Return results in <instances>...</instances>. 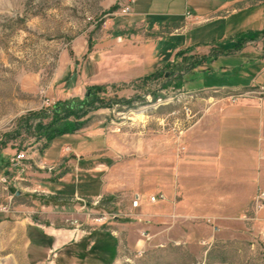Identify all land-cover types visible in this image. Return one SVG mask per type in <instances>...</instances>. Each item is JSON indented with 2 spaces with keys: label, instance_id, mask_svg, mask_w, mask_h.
Here are the masks:
<instances>
[{
  "label": "rangeland",
  "instance_id": "rangeland-1",
  "mask_svg": "<svg viewBox=\"0 0 264 264\" xmlns=\"http://www.w3.org/2000/svg\"><path fill=\"white\" fill-rule=\"evenodd\" d=\"M239 1L135 0L131 13L122 15L128 0H0V175L10 174L7 166L13 155L23 152L29 161L34 150L45 149L44 139H39L40 132L35 131L54 121V109L83 116L84 124L77 132L83 130L82 133L90 135L101 129L109 134L119 151L118 161L123 145L129 146V152L125 153L133 163L143 159L149 167H152L154 151L163 147L167 149V156L175 153L171 148L183 132L216 106L215 103H228L227 98L235 94L228 89L244 88L236 91L239 93L264 86V35H258L262 31L241 34L233 42L226 41L232 45L240 43L242 49L206 60L202 65H199L202 58L211 52L202 55L198 50L194 54L187 48L193 33L204 32L200 39L204 44H211H200L199 49L210 50L216 45L211 42L213 39L220 40L237 32V28L245 25L246 18H251L255 26H263V5H257L250 14H230V7ZM226 10L229 14H225ZM222 16L226 18L217 19ZM146 38L167 45L163 49L165 56L157 59L151 74L110 82L103 70L101 79L95 80L98 63L104 65L107 60L121 70L123 61L140 53V45L142 48ZM221 46H216L214 51ZM244 48L247 49L243 51ZM73 120L71 117L70 121ZM65 136L56 138L55 143L68 144ZM155 136L161 141L155 142ZM70 151L69 146L63 148L67 155ZM7 186V192L0 187L4 194L1 204L13 194V206H33L34 213H43V205L51 202V198L42 196L43 192H37L40 188L35 192L39 194L37 197L27 193L20 196V188L12 176ZM43 197L45 200H41ZM132 200V194L122 192L77 200L83 208L75 217H119L122 223L128 224L127 232H116L112 237L110 230L105 231V224H97L100 227L91 235L99 236L98 242L87 250L84 240L67 253L66 260L57 250L51 253L41 247L27 250L23 244L26 238L16 241L21 247L19 252L9 253L5 246L8 238H5L0 244V264H36L37 261L42 264H264V223L254 228L250 222H244L251 217L225 225L205 218L193 221L209 227L207 238L203 235L198 241L192 239L193 243L177 239L175 245L166 238L162 242L155 239L150 242L138 232V227L146 223L138 222L139 211L132 208ZM160 201L166 198L155 203ZM152 208V214L162 213L158 204ZM165 211L162 217H172ZM248 213L252 214L250 208ZM30 215L61 217L57 209L39 216ZM10 217L20 221L10 213H0V222L1 218ZM172 218H166L163 226L172 225ZM256 218L259 217H252ZM35 220L42 229L51 228L50 235H56L61 225L58 218L52 222ZM67 224L74 229L79 227L77 222ZM88 228L82 222L80 230ZM28 233L33 242L45 249L56 238L43 230L35 237L30 230ZM90 237L87 236L88 244ZM142 237L146 247L138 248L137 241L143 240ZM158 243L164 246H157ZM117 249L119 254L111 262Z\"/></svg>",
  "mask_w": 264,
  "mask_h": 264
},
{
  "label": "crops",
  "instance_id": "crops-1",
  "mask_svg": "<svg viewBox=\"0 0 264 264\" xmlns=\"http://www.w3.org/2000/svg\"><path fill=\"white\" fill-rule=\"evenodd\" d=\"M257 5L264 6V0H240L230 7V14L241 12L250 14ZM225 14H229L227 10ZM224 18L226 16L217 17ZM253 31H264V25L255 26L251 18H246L245 25L237 28V32L231 33L228 37L222 36L220 40L213 39L211 42H215L216 45L212 44L213 48L210 50L199 49L200 44H211L203 43L200 38L204 32L201 31L198 34H191V43L187 48L191 49V53L198 54L197 51L200 50L202 55H207L216 46L228 43L226 41L233 42L234 37ZM152 39L146 38L142 48L140 45V53L132 59L123 61L121 70L107 60L104 65L98 63L95 80L101 79L104 75L103 70L106 71L104 76L110 82L119 80L118 78L124 80L151 74L155 62L165 56L163 49L167 47L165 42ZM241 89L244 88H231L227 91L236 93ZM215 105L197 123L182 133L179 142L171 148L175 153L170 152L167 156V149L163 147L154 151L152 167L146 165L147 161L143 159L133 163L130 155L125 153L129 152V146L124 145L121 147V158L118 161L116 155L119 151L114 148L112 137L103 133L101 129L92 131L90 135L82 133L81 130L65 136L68 144H64L63 141L55 143V140L43 150H34L29 161L25 162L26 173L22 181L15 183L20 188V196L27 193L37 197L39 196L37 192H43L42 196L45 194L51 198V202L46 200L48 204L43 205V213H34L33 206L22 204L14 206V211L10 214L20 221H13L14 217L1 218L0 244L3 239L8 238L5 242L6 248H9V253H14L15 250L17 253L21 247L16 241L26 238L21 242L23 241L27 250H38L40 247L49 253L57 250L66 260L67 253L79 247L84 240L87 241V236H91L89 244L85 241L87 250L99 240V236L91 234H96L100 227L97 224L101 223L96 222V217H75L76 214H81L83 208L77 200L95 199L117 192L132 194L133 198H139V205L135 210L139 211L140 217L136 218L138 222L146 224H140L138 232L146 235L150 242L154 239L162 242L166 238L175 245L177 239L188 243L192 239L198 241L197 238L203 235L207 238L210 235L209 227L198 223L196 225L193 221H202L205 218H213L225 225L241 222L243 217H251L250 221L244 222H250L254 228L262 225L264 211L256 216L259 218L253 220V215L248 213V209L257 188L264 186V99L261 102L255 99H242L234 104L225 102L223 105L219 103ZM157 138L158 136H155V142L161 141ZM65 146H69L71 154L63 152ZM45 166L54 168L48 171ZM135 166L137 169H134ZM39 188L41 191H37ZM159 194L164 195L166 201L150 204L149 198ZM2 198L4 194L0 192V200ZM41 200H45L44 197ZM34 204L32 200V205ZM157 204L162 213L152 214V206ZM23 207L25 209H22ZM53 209H57L61 217L30 215H43ZM163 211L171 214L173 218L162 217L166 215ZM35 218L48 222L57 218L61 220L56 235H50L51 228L42 229ZM166 218L173 219L174 223L169 227L163 226ZM151 221L155 222V225L150 224ZM69 222H77L78 229L67 224ZM82 222L88 225L87 230H80ZM102 224L107 228L105 231L110 230L109 235L112 237L116 232L122 234L130 230L128 224L122 223L119 217ZM29 230L33 232V237L40 235L42 230L46 231L49 236H56L55 241L45 249L38 242H33L31 240L33 238H29ZM144 238L137 241L138 248L146 247ZM157 246L164 245L158 243ZM118 254L117 249L113 252L111 262L116 260ZM42 263L37 261L36 264Z\"/></svg>",
  "mask_w": 264,
  "mask_h": 264
},
{
  "label": "built area",
  "instance_id": "built-area-1",
  "mask_svg": "<svg viewBox=\"0 0 264 264\" xmlns=\"http://www.w3.org/2000/svg\"><path fill=\"white\" fill-rule=\"evenodd\" d=\"M135 0H128V4L122 8L121 14L122 15H129L131 13V4H133ZM241 99H255L258 102H261L264 99V86L263 87H257L256 89L253 90H248L244 92H236L235 94L229 96L227 98V102L229 104H234L237 101ZM68 151V148H67ZM27 160L26 155L21 152L18 154L13 155L9 160H8V166H7V171L10 172L8 176L5 175H0V187L2 190L5 192L8 191V182H9V176H12L14 178V181L20 182L22 181L23 176L26 173V166L25 162ZM48 171L53 170V166H45ZM13 194H9L6 197V202L4 204L0 203V213L4 214H9L11 213L14 209L13 206ZM158 200H164L163 195L159 194L157 196H153L149 198V203L153 204ZM139 205V198L135 197L132 200V208H137ZM250 210L252 211L253 217H256L258 213L262 210H264V187H258L257 191L252 199L251 205H250ZM111 217H99L96 219L97 223H106L109 221ZM73 223V222H72ZM143 237H145L146 240H149L146 235L142 234Z\"/></svg>",
  "mask_w": 264,
  "mask_h": 264
},
{
  "label": "trees",
  "instance_id": "trees-1",
  "mask_svg": "<svg viewBox=\"0 0 264 264\" xmlns=\"http://www.w3.org/2000/svg\"><path fill=\"white\" fill-rule=\"evenodd\" d=\"M262 32L263 33L260 32V34L258 33V35H261V34L264 35V31ZM239 44L240 43H236L235 45L234 44L232 45L228 43V44L222 45L220 49H218V51H214V49L211 50V53L209 54V56L203 57L201 64L199 65H202V63L206 60H209L212 58L216 59L220 55L222 56L232 55V53L237 52L242 49L241 45ZM195 68L196 66L192 67L191 71H194ZM54 117L55 119H53L54 121L52 123L46 126L45 125L40 126L39 129L37 128L35 131L37 134H38V131L41 133V134L39 133V139L41 138L44 139L45 148L58 137H62L68 134H74L75 132L80 130L84 124L83 121H81L83 116L75 112H71L70 110L61 112L60 110L54 109ZM71 117L74 118L73 121H70Z\"/></svg>",
  "mask_w": 264,
  "mask_h": 264
}]
</instances>
